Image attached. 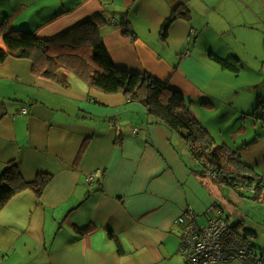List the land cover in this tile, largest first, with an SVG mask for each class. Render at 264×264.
Wrapping results in <instances>:
<instances>
[{
    "label": "crops",
    "instance_id": "0c3cea01",
    "mask_svg": "<svg viewBox=\"0 0 264 264\" xmlns=\"http://www.w3.org/2000/svg\"><path fill=\"white\" fill-rule=\"evenodd\" d=\"M176 9L181 15L164 36ZM96 15L103 17L97 36L118 68L149 72L180 90L215 139L240 155L260 142L264 124L252 113L264 101L261 0H0V22L41 38ZM58 73H36L27 58L0 63V177L12 160L26 182L53 176L41 196L25 188L0 209V264H188V211L200 225L222 218L249 240L257 236L242 232L237 209L234 224L231 212L226 217L246 192L255 198L254 190L216 180L143 103L105 93L67 69ZM95 170L102 177L90 184ZM262 197L264 190L255 199Z\"/></svg>",
    "mask_w": 264,
    "mask_h": 264
},
{
    "label": "trees",
    "instance_id": "16d2710c",
    "mask_svg": "<svg viewBox=\"0 0 264 264\" xmlns=\"http://www.w3.org/2000/svg\"><path fill=\"white\" fill-rule=\"evenodd\" d=\"M175 13L163 25L164 36L171 23L181 15L178 9ZM102 20L101 15H96L53 38H41L34 30L15 29L9 27L7 22H0V63L11 57L27 58L32 60L34 72L49 78H57L59 70L63 68L105 93H124L131 100L143 103L152 121L165 124L178 133L195 158L216 180L234 187L247 186L254 190L255 198H260L264 180L244 174V171L253 170L252 165L245 162L240 153L229 145L218 144L193 114L180 90L149 72H131L115 65L102 37L97 36ZM127 29L129 31V27ZM213 57L224 67L238 70L237 66L219 56ZM252 117L264 124V101L259 102ZM52 180V175L39 173L34 181L26 182L18 161L8 162L0 177V209L25 188L33 189L41 196ZM110 235L113 236V233L110 232Z\"/></svg>",
    "mask_w": 264,
    "mask_h": 264
},
{
    "label": "built area",
    "instance_id": "2783aa9c",
    "mask_svg": "<svg viewBox=\"0 0 264 264\" xmlns=\"http://www.w3.org/2000/svg\"><path fill=\"white\" fill-rule=\"evenodd\" d=\"M21 112L26 113L27 109L23 108ZM99 177L102 172L95 170L87 180L92 184ZM185 217L190 224L182 238V252L188 264L224 263L234 259L245 264H264V250L258 252L251 240L238 233L227 220L212 219L200 225L192 211H188ZM179 221L182 222L183 218Z\"/></svg>",
    "mask_w": 264,
    "mask_h": 264
},
{
    "label": "rangeland",
    "instance_id": "374dc122",
    "mask_svg": "<svg viewBox=\"0 0 264 264\" xmlns=\"http://www.w3.org/2000/svg\"><path fill=\"white\" fill-rule=\"evenodd\" d=\"M254 23L257 22H250L249 26L255 29L257 28V25H255ZM262 38L264 40L263 36ZM252 40L254 42L258 41L256 37H254ZM259 127H262V125ZM255 135L256 132L246 140L245 137H243L242 139L240 138V145L242 146L247 141H251L253 138H255ZM259 141L260 142L253 143L250 146H243L244 149L242 150L241 157L245 162H247L244 159L246 156H248L250 160L254 162H257V160H259V165L255 166L252 164L253 170L244 171V174L250 177L256 176L257 178L264 180V129L262 138ZM217 142L221 145L224 144L222 139H219V141ZM250 192H246V197L240 198V203H238L237 205L233 203L228 207L226 217H229V213L231 212L233 216L230 217V221L232 224H234L238 220L237 216L235 215V209H237V214L240 215V218L242 220H245L243 223H245L246 228L244 229L245 231L242 232L244 234H247L246 231L248 228L254 229L257 232V236L249 235L250 239L257 244H262L261 247L264 248V197H262L261 200H256L255 198H253V193ZM241 219H239V221Z\"/></svg>",
    "mask_w": 264,
    "mask_h": 264
},
{
    "label": "water",
    "instance_id": "95a60500",
    "mask_svg": "<svg viewBox=\"0 0 264 264\" xmlns=\"http://www.w3.org/2000/svg\"><path fill=\"white\" fill-rule=\"evenodd\" d=\"M262 1V3H263V6H264V0H261Z\"/></svg>",
    "mask_w": 264,
    "mask_h": 264
}]
</instances>
